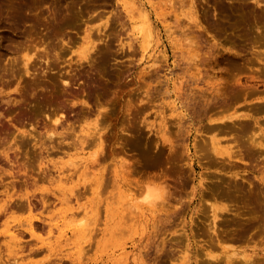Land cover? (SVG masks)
I'll return each instance as SVG.
<instances>
[{"label": "rangeland", "instance_id": "374dc122", "mask_svg": "<svg viewBox=\"0 0 264 264\" xmlns=\"http://www.w3.org/2000/svg\"><path fill=\"white\" fill-rule=\"evenodd\" d=\"M262 107L264 0H0V264H264V147L199 156L214 111L264 143ZM226 125L221 146L248 144ZM149 185L162 198L129 211Z\"/></svg>", "mask_w": 264, "mask_h": 264}, {"label": "bare ground", "instance_id": "6f19581e", "mask_svg": "<svg viewBox=\"0 0 264 264\" xmlns=\"http://www.w3.org/2000/svg\"><path fill=\"white\" fill-rule=\"evenodd\" d=\"M145 5V4H144ZM134 7V6H133ZM143 12V11H142ZM141 13V12H140ZM141 14H143V13H141ZM129 15H130V20L132 21V19H133V12L132 11H129ZM144 17V16H143ZM132 23V22H131ZM133 27H135V28H140L141 30H143V25H136V23H134V25H133ZM149 31V30H148ZM150 32V31H149ZM149 32H148V35H150L149 34ZM137 33V32H136ZM89 36V35H88ZM148 39H150V37L148 38ZM147 39V40H148ZM149 41V40H148ZM147 41V42H148ZM150 42V43H149ZM148 43H146L145 45H142L141 43H140V48H141V51L143 52L142 54H144L145 52H146V50H147V48H148V46H149V44H151V41H149ZM149 52V51H148ZM80 57H82L81 55H80ZM23 65H24V67H25V69L28 71V67H29V59L27 58V57H24V59H23ZM239 87V86H238ZM221 88V87H220ZM219 88V89H220ZM246 88V87H245ZM243 89V88H242ZM241 88H240V90H242ZM218 90V89H217ZM224 90V89H223ZM223 90H220V91H217L215 94H216V97L217 98H220V99H222L224 102H226V100H227V98L229 99V97H228V95H227V90L228 89H226V93H224L225 92V90H224V92H223ZM247 90V89H246ZM222 91V92H221ZM245 91V90H244ZM212 92V91H211ZM246 94H247V92H246ZM225 95H227V96H225ZM232 98V97H231ZM236 98V97H235ZM238 98V97H237ZM261 98H263V97H261ZM260 98V99H261ZM258 101H261V100H258ZM209 102V101H208ZM208 102H206L205 101V104H204V111L205 112H208V110H209V108L207 107V105H208ZM230 105H228V106H226V107H229ZM223 110V109H222ZM259 110H263L264 111V107H262V108H260ZM194 111V110H193ZM211 115H214V117L212 118H208V130H209V132L211 131L212 133H213V135L210 137V144H211V149L210 150H207V152H205V151H203V153H200V158H205V157H207V159H206V161H208V163H212V164H214V162L215 161H217V162H220V163H222V164H224L225 163V161L227 160V162H228V164L229 165H233L234 166V163L235 162H242V163H244V156H245V148H247L248 150L249 149H252V150H254V149H259V150H261L263 147H264V143L262 142V140H260V137H259V135H260V132L262 133V135H263V131L262 130H259V133H257L256 132V130H255V127H253L252 125H250V124H248L247 122L248 121H250L251 120V118H250V114L248 113V112H245V111H238L237 109H235V111H233V112H230V113H228V114H225V113H221V111H214ZM198 116V115H197ZM205 116V115H204ZM199 117V116H198ZM58 119V118H57ZM57 119H55L53 122H54V124H56V122H57ZM198 119V118H197ZM200 121V120H199ZM227 122H230L231 124H233V125H236V124H238L239 126H237L236 127V129H237V131L238 132H242L244 135H246V133H248V135H247V138L249 139H247L249 142H246V143H248L247 145L245 144V145H242L241 143H239V144H235L234 146L235 147H237L235 150H233V147H228V146H226V147H223V146H221V144H220V141L216 138V135L218 136L219 134H223V133H227V132H229V131H231L232 132V127H230V126H228V125H226L227 124ZM254 124L256 125V126H258L257 124H258V121H254ZM236 129H234L235 131H236ZM96 131V130H95ZM95 133V132H94ZM211 134V133H210ZM219 137V136H218ZM91 138V137H90ZM86 139H89L88 138V136H86ZM83 140V139H82ZM79 141H81V140H79ZM78 141V142H79ZM83 141H85V139L83 140ZM88 142H89V140H88ZM238 142V141H237ZM80 144L82 143V142H79ZM236 143V142H235ZM80 144H79V146H80ZM85 144H88L87 143V141H85V142H83V144H81V145H85ZM86 147H88L89 146V144H88V146L87 145H85ZM84 146V147H85ZM81 147V146H80ZM245 147V148H244ZM250 151V150H249ZM93 154H95V152L93 153ZM5 155H6V157L8 158V154L7 153H5ZM95 156V155H94ZM92 157H93V155H92ZM98 157V156H97ZM199 158V159H200ZM201 161H202V159H201ZM200 163H202V162H200ZM205 164H207V163H205ZM226 164V163H225ZM75 165H78V164H76L75 163ZM81 166H82V164H80ZM80 165H78L79 167H81ZM249 165V164H248ZM71 167V166H70ZM79 167H77L78 168V170H79ZM72 168H74L73 166H72ZM90 169V168H89ZM93 169V168H92ZM73 170V169H72ZM74 171V173H75V170H73ZM225 171V170H224ZM88 172H90V171H88ZM88 172H87V174L86 175H89L88 174ZM72 174H73V172H72ZM100 177V176H99ZM232 177H234L233 175H232ZM100 180V179H99ZM94 184V183H93ZM202 184H203V181L200 179L199 180V186H202ZM99 185L101 186V184L99 183ZM98 185V186H99ZM161 188H159V187H154V186H152V185H149V186H147L144 190H142V192H141V195L139 194V198H138V201L139 202H141L140 200H142V205H137L136 203H133V202H136L135 200H133L130 196L132 195L128 190H126V192H129V194H128V197L130 198V200L131 201H133V202H131V206H132V209H128L129 211H133V205L132 204H134L135 205V207H137V209L138 210H140V212L143 210V208L144 207H149V206H151V205H153L154 203H156V201L158 200V199H160V198H162V192H161ZM164 190V189H163ZM131 191V190H130ZM167 191V190H166ZM165 190H164V192H166ZM95 192V191H94ZM168 192V191H167ZM169 194V193H168ZM170 196H172L173 197V195H172V193L170 194ZM122 197V196H121ZM165 197V196H164ZM167 197H169V196H167ZM167 197H165V198H167ZM77 198V197H76ZM164 198V199H165ZM70 201V200H69ZM127 205H129L128 203H126ZM127 205H125L126 207H127ZM124 205H123V209H124V207H125ZM131 206H128V208L130 207L131 208ZM83 210V209H82ZM82 210H80V211H82ZM222 210H226L224 207H219V206H212V209H211V211H212V220H211V222L212 223H209L210 225H211V227H213V231H215V226H216V221H217V218H218V214H220L221 212L220 211H222ZM230 210V209H229ZM80 211L79 212H77V214L79 215L80 214ZM133 212H135L134 214H137L136 213V211H133ZM227 212V211H226ZM82 213V212H81ZM88 213H90V212H88L87 211V209H85V212H84V219L82 218V220L80 221V223H78V224H84L85 223V221H86V216H87V214ZM74 214V213H73ZM75 214H76V212H75ZM74 214V215H75ZM76 214V215H77ZM62 216V215H61ZM80 216V215H79ZM126 216H127V213H126ZM125 216V217H126ZM76 217H78V216H76ZM63 218V217H62ZM72 218H73V216H72ZM70 219V218H69ZM77 219V218H76ZM76 219H74V220H76ZM126 219H127V221H128V217H126ZM125 219V220H126ZM88 221H89V219H88ZM127 221H125V222H127ZM75 222V221H74ZM90 222H91V220H90ZM86 223V225L88 224V226L90 227V224L91 223ZM125 222H123V223H125ZM93 223H94V221H93ZM125 224H127V223H125ZM134 224V223H133ZM208 224V225H209ZM209 225V226H210ZM77 226V225H76ZM134 226V225H133ZM89 227H84L83 228V235H84V238H86L87 236H89V234H90V232H92V230H89L90 228ZM127 227V226H126ZM210 227V228H211ZM212 229V228H211ZM210 229V230H211ZM30 230H31V232H32V226H30ZM114 230V229H113ZM87 231V232H86ZM188 240H190V236L188 235ZM87 239V238H86ZM231 239H233V238H231ZM82 240V239H81ZM80 240V241H81ZM85 240V239H84ZM189 245V243L187 244V246ZM83 248L85 249V247L83 246ZM81 250L82 252V255H83V251H85V250ZM204 251H205V253H204V257L205 258H208V259H210V260H208L209 262H212V261H214V262H216V263H218V262H220V261H224V262H227L228 264H233V263H235V264H256L255 263V258L253 257V255L254 254H256L257 252H255V251H252L251 253H247L246 252V250H243V251H240V250H237V249H234V248H223L222 250H221V252H220V254H212L210 251H206L205 249H204ZM85 253V252H84ZM81 258V257H80ZM15 259V258H14ZM16 260H19V258H17ZM203 259H201L200 261H202ZM207 261V260H206ZM207 261V262H208ZM208 262V263H209Z\"/></svg>", "mask_w": 264, "mask_h": 264}]
</instances>
